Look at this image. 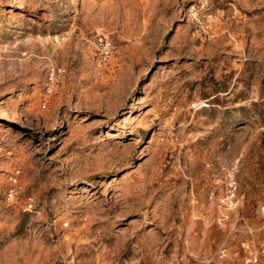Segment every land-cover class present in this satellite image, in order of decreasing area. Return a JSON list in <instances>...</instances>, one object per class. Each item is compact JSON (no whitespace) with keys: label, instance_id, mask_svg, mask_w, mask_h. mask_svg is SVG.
I'll use <instances>...</instances> for the list:
<instances>
[{"label":"rangeland","instance_id":"rangeland-1","mask_svg":"<svg viewBox=\"0 0 264 264\" xmlns=\"http://www.w3.org/2000/svg\"><path fill=\"white\" fill-rule=\"evenodd\" d=\"M0 264H264V0H0Z\"/></svg>","mask_w":264,"mask_h":264}]
</instances>
